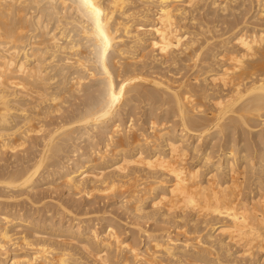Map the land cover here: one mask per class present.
Returning <instances> with one entry per match:
<instances>
[{
	"label": "bare ground",
	"instance_id": "6f19581e",
	"mask_svg": "<svg viewBox=\"0 0 264 264\" xmlns=\"http://www.w3.org/2000/svg\"><path fill=\"white\" fill-rule=\"evenodd\" d=\"M226 1L0 0V151L6 148L20 151L31 133H41L34 137L42 139L35 155H29V164L23 160L27 165H20L21 160L19 163L16 159L20 167L17 164L16 168L15 163L14 170L9 168L8 176L0 175V189H9V193L0 191V204L13 199V206H17L22 194L37 199L35 195L41 187L39 191L36 188L45 180L49 186H44L43 192L63 186L71 198L102 193L110 199L109 195L116 196L120 190L123 198L117 196L121 199L119 205L122 204L119 207L123 210L125 205L130 206L136 213L133 217L139 219L137 222L147 218L149 223V219L155 221L153 225L158 221L170 224L169 227L174 225L173 229L178 230L189 223L195 227L191 231L190 224V229L187 226L190 231L186 229L179 237L177 230L174 234L168 229L157 233L162 225H154L155 229L148 224L149 229L153 228L149 230L143 227L146 223L134 221L139 234L144 236L142 249L140 241L135 240L138 234L132 236L135 241L122 237L121 231L118 232L121 223L117 229L114 222L118 221L114 218L108 221L112 218L109 214L108 223L100 231L92 223L90 212L82 211L85 208L76 212L70 204L61 205L60 198L61 201L55 202L57 210L53 207L52 212V198L44 201L32 198V205L41 211L38 214L58 216L60 220L53 223L49 217V222L33 218L31 205L30 210L24 205L25 211V207L20 210L23 204L19 210L15 208L18 211L3 206L0 264H72V258L78 264L86 262L87 256L80 260L68 247L74 250L79 247V251L91 256L97 264H171L170 261L172 264H264V0L253 2L255 10L251 18L256 28L241 25L242 20H237L245 17V14L239 16L241 6L246 4L243 0H233L230 4ZM199 5L204 6H200L201 11L206 6V10L215 12L210 13L216 15L215 19L220 17L216 19L219 22L221 15L228 16L231 8L237 19L228 16L235 21L230 22V34L224 33L225 30L220 34L211 21L204 24L206 12L202 14L206 16L203 23L196 22L198 26L193 22L197 29L191 23L195 30L183 29L188 27V22L182 24L188 10H193L188 8ZM68 11L71 20L63 22L62 17L66 18ZM53 19L57 26L49 28ZM169 62L170 66L179 64V72L171 71L175 66L169 68L170 74L160 68L167 69L165 64ZM180 65L196 66V72L187 77L182 73L185 66L182 69ZM180 71L186 77L177 74ZM66 96H74L81 102L70 115L64 112L67 117L61 114L63 119L58 122L59 115H51L63 112L61 105ZM137 99L144 102L146 121L143 117V123L149 125L146 131L135 119L136 108L142 102H136ZM27 104L33 106L28 108ZM132 108L136 109L132 110L135 114L123 116L128 118L124 122L122 115ZM19 117H23L21 121L17 120ZM44 117L49 121L55 118L54 127H47ZM260 124L263 126L258 127ZM245 131L257 132V140H250L249 133L246 139L240 136L243 140L239 141L235 133L243 135ZM18 146L21 147L17 149ZM213 147H217V158L212 156L216 154L211 151ZM14 152L7 153L15 157ZM192 152L194 155L201 152L198 164H194L197 161L193 157L195 162L190 163L192 159L189 162ZM2 153V157L7 154ZM56 179L61 180L58 186L52 185ZM23 188L19 193L18 189ZM57 194L53 195L56 200ZM99 194L95 196L97 199L102 196ZM103 198L105 201L104 196L100 202L97 200L100 205L104 204ZM147 202L151 203V207L148 204L151 211L146 209ZM84 206L87 208L89 203ZM110 208H105L111 211L108 213L116 211ZM105 213L100 216L103 220ZM64 218L67 221L62 222ZM24 223L26 227L33 226L30 227L33 238L38 236L42 240L45 235L38 234H49L44 229H51L60 231L58 235L64 239L53 236L47 239V235L42 243L34 242L30 234L22 233V246L30 245L36 251L25 254L32 249L25 245L29 250L16 253L19 240L12 241V228L25 230L20 227ZM18 235L19 232L16 239ZM11 241L18 246L11 247L13 252L7 245ZM58 243L60 246H56ZM258 254L261 257L255 262Z\"/></svg>",
	"mask_w": 264,
	"mask_h": 264
},
{
	"label": "rangeland",
	"instance_id": "374dc122",
	"mask_svg": "<svg viewBox=\"0 0 264 264\" xmlns=\"http://www.w3.org/2000/svg\"><path fill=\"white\" fill-rule=\"evenodd\" d=\"M231 1H233V0H227L225 3L230 4ZM235 1H236V0H234L233 2H235ZM238 1H240V0H238ZM247 1H249V2L247 3ZM241 2H242V0H241ZM253 2H255V0H254V1H253V0H243V3H246V4H245V6H244V5L241 6V8H240L241 10H239L240 15H239V13H237V14H238L239 16H243V14H245V17H244V18H243V17H241L240 19H239V17H238V19L235 18L237 15H236V14L232 15L231 8H229L230 10L228 11V13H229L228 16L231 17V18L233 17L234 20H236V19L239 20V21L242 20V21H241V23H242L241 25H243V24H248V25H250L251 28L255 27L254 25H256V24H254V22H253V20H252L253 18H251L252 15H253L252 13H254V10H255L254 7H253V4H254ZM200 6L204 8V6H202V5H199V6H193V8H192V7H189V8H188V9L191 8V9H193V10H188V12H187L188 15H187L186 21H185V23H182V24H187V22H188L187 26H188V27L191 26V27H190L191 29L188 28V27L183 28V29H188L189 31H191V30H195L194 27H195L196 25L199 26L200 21H201V23H203L205 17L208 15V16L206 17V18L208 19V21H207V19H205L206 21H204V24H205L206 22L211 21V22H213V24H212V25H211V23H209V24H210L211 26H214L215 29H216V26H217V30L219 29V33H220V34H222L223 30H225L224 33L227 32V34H230V30H231V26H230L231 23H230V22H231V21H232V22H235L234 20L229 19L228 16L221 15V17H222L221 19H222V20H221V22H219L220 19H218L219 21H217L216 19H217V18H220V17L217 16V18L215 19L216 15L213 16L214 14H213V15L211 14V13H215V12L210 11V9H209V10H206V9H208L206 6H205L204 11H201V10H200ZM197 7H199V8L196 9V11H195V8H197ZM243 7H244V9H243ZM203 8H202V9H203ZM250 9H251V11H250ZM198 10H199L200 13L198 12ZM205 10H206V11H205ZM242 10H249V11H244V12H243ZM189 11H190V13H189ZM192 11H194V12H196V13H194V12H192ZM207 11H209V12H208L209 14L207 13ZM240 11H242V12H240ZM68 12H69V11H68ZM68 12H66V14H67ZM201 12H202V13H201ZM205 12H206V13H205ZM210 12H211V13H210ZM237 12H238V11H237ZM245 12H246V13H245ZM204 13H205L206 16H205V15H202V14H204ZM68 14H69V15H68ZM68 14H67V17L69 16L68 18H67V17H66V18H65V17H62V18L65 20V21H63V22H66V21H68V20H71V19H69V18H70V12H69ZM196 14L201 15L200 17L198 16V18H200V19L197 18V15H196ZM210 14H211V15H210ZM218 14H219V12H218ZM246 14H247V15H246ZM189 15L191 16V18L193 17V20H195V18H196L197 21H196V20L193 21L192 19H189V18H190ZM194 15H195V18H194ZM209 15H210V17L213 16L214 18L211 17V20H210V19H209V18H210ZM249 15H250V16H249ZM219 16H220V15H219ZM201 17H202V19H201ZM187 19H188V20H187ZM214 19H215L217 22H216ZM243 19H244V20H243ZM247 19H250L251 21L248 20V22H247ZM189 20H190V22H189ZM191 20H192V21H191ZM212 20H213V21H212ZM249 21H250L251 23H250ZM193 22H195V23L198 22L199 24L196 23V25H194ZM244 22H245V23H244ZM56 23H57L56 21H55V23H54V19H53L52 22L50 23L51 26H49V28L55 26ZM190 23L193 24L194 27H193L192 25H190ZM217 23H219L220 25L217 24ZM252 23H253V24H252ZM53 24H54V25H53ZM214 24H215V25H214ZM218 25L220 26V28H218ZM56 26H57V24H56ZM252 26H253V27H252ZM192 27H193V29H192ZM259 27H260V26H259ZM54 28H55V27H54ZM65 28H66V27H65ZM197 28H198V27L196 26V29H197ZM212 28H213V27H212ZM223 28H224V29H223ZM255 28H256V27H255ZM213 29H214V28H213ZM59 31H60V29H57V33H60ZM196 31H197V30H196ZM64 40H65V39H64ZM237 48H238V47H237ZM181 56H182V55H181ZM169 63H170V62H169ZM169 63H166V64H165L166 66H168L167 69H166V68H163L162 66H161L160 68H161L162 70L165 69V71L167 70V72H168L170 69H175V67H176L177 70H176V69H175V70H171L172 72H173V71H176V72H177L178 70L181 69V67H179V64H178V65H175V64H174V66H175V67H174L173 65L170 66L171 63H170V64H169ZM189 63H192V62H189ZM165 65H164V66H165ZM166 66H165V67H166ZM177 66H178L179 69L177 68ZM180 66H183V65H180ZM184 66H185V65H184ZM184 66L182 67V69L184 68ZM173 67H174V68H173ZM169 68H170V69H169ZM185 68H188V69H186L187 72L185 71ZM185 68H184V70H183L184 72L180 71V73H177V74H180V76L182 75L181 77H183V74H181V72H182V73H185V75H187V77H189L190 74L192 75L194 72H196V66L193 67V68L190 67V66H189V67H188V66H185ZM158 69H159V68H158ZM189 69H190L191 71H190ZM159 70H160V69H159ZM162 70H161V71H162ZM171 71H169V72L171 73ZM193 71H194V72H193ZM163 72H164V71H163ZM169 72H168V73H169ZM178 72H179V71H178ZM170 73H169V74H170ZM186 73H188V74H186ZM176 76H177V75H176ZM180 76H178V77H180ZM184 77H186V76H184ZM184 77H183V78H184ZM225 91H226V90H225ZM66 97H67V96H66ZM66 97H65V99H66L67 101L64 99V103L61 105V106H62L61 108L64 109V110L67 109L68 111H66V110L64 111V110H63V112H60V113L57 112V113H54V114L52 113V115H51V116L55 115V117H56V114L59 115V117H57V118H59V119H57L58 122H60V121L63 119V116H64V117H67V116L65 115L66 112H67V114L69 113L68 115H70V114L72 113V111H74V110L78 107V105L80 104V102H81V100H80V101H79L78 99L76 100V98H75L74 96H72V97H67V98H66ZM70 98H71V100H73V101H71ZM24 99H27V97H25ZM69 100H70V102H69ZM140 100H141V99H137L136 102L138 101V103H139ZM77 101H79V102L77 103ZM141 101H142V102H141ZM141 101H140L141 103L139 104V108L137 107V104H136V102H135V104H136L135 106L137 107V108H136L137 110L134 109L135 107L132 108V109H130L131 111L129 110L128 113H124V115H122V119H123L125 116L127 117L129 113H131V114L134 113L135 110H136L137 113H136V114L134 113L135 116H136L135 119L137 118L136 121L139 122L138 124H142V125H141V126H142V129L146 131V130H148L149 125L145 124V122L143 123V117H144V121H146V120H145L146 117H145V115H143V114L145 113V111L143 110L144 108H142V106L144 105V102H143V100H141ZM73 102H74V103H73ZM75 102L77 103L76 105H75ZM35 104H36V103H35ZM44 104H45V103H44ZM44 104L41 103V106H44ZM65 104H66V105H65ZM71 104H72V105H71ZM26 106H28V108H29V107H32L33 105L30 106V104H29V105L27 104ZM63 106L66 107V108H64ZM76 106H77V107H76ZM67 107H68V108H71L72 110H71V109H68ZM73 107H74V108H73ZM133 109H134V112L132 111ZM70 110H71V111H70ZM61 111H62V110H61ZM139 111H140V113H139ZM143 111H144V112H143ZM64 112H65V114H64ZM138 113H139V115H137ZM61 114H63V116H62ZM140 115H141V116H140ZM123 116H124V117H123ZM132 116H133V115H132ZM61 117H62V118H61ZM133 117H134V116H133ZM22 118H23V117H19V118H17V120H18V121H21ZM44 118H45V119H42V120H43L44 122L46 121V123L48 122V124H46L47 127H50V128H51V127H54V125H55V123H56V122H55V121H56L55 118H54L55 121H54L53 118H51V119H50L51 121H49L48 118H50V115H48V118H47V117H44ZM60 118H61V119H60ZM172 118H173V117H172ZM19 119H20V120H19ZM52 119H53V120H52ZM125 119L127 120L128 118H124V119H123L124 122L126 121ZM54 122H55V123H54ZM50 123H52V125H51ZM256 123H260V120H256ZM141 126H139V127H141ZM147 126H148V127H147ZM261 126H263V125L260 124L258 127H261ZM149 131H150V129H149ZM42 133H44V132H42ZM234 133H235V132H234ZM246 133H247V134H246ZM249 133H251V132H250V131H249V132H248V131H247V132L245 131V132L243 133V135L245 134L244 137H243V135H242L241 132H240V133L237 132V133H235V134H236L238 140H239V141H242L243 139H241V138H239V137L241 136L242 138H245L246 135H247V136L249 135ZM31 134H32V135H31L30 137H28V140H27L26 143H27V145H28V144H30V142H31V143L33 142L32 145H34V146L32 147V145H31L30 147H28V146L26 145L27 147L24 146V147H26V149H25L23 146H22V147H23L24 149H23L21 146L16 147L17 149L21 147V149H23V150L20 149V151H22V153H20L19 150L16 151L15 149H13L15 152H17V153L14 152L15 157L12 156L13 154L11 155V156H12V157H11V156L9 155L10 152L7 153L9 150H11L12 153H13V150H12L11 148H8V149H7V148H6V149H2L4 152H3V151H0L1 153L3 152V153H2L3 155H5V154L7 153L5 156H3V157H5V158H3L2 155L0 154V156H1L0 160L3 161V162H0V166H3V165H5V166H6V165H9V166H7L8 168L4 166L8 171L5 170V169H3L4 167H0V169L3 170V172L1 171V173H0L1 176H8V173H10V170H11V171L14 170L17 164H18L17 166L20 167V165H27V164H29L28 161L31 162V157H33V156L35 155V149L38 150V148H39V146H40V143H41V140H42V139H40V138H38V140H37V138L34 137V135H36V137L41 136V133H40V134H39V133H35L34 135H33V133H31ZM37 134H38V135H37ZM256 134L258 135L257 132H252L251 135H249L248 137L250 138V140H252V138H253V140L255 141V139L257 140V138H256L257 135H256ZM253 135H255V137H254ZM32 136H33V137H32ZM250 136H251V137H250ZM252 136H253V137H252ZM32 138H34V141H32V140H33ZM246 138H247V137H246ZM246 138H245V139H246ZM254 138H255V139H254ZM29 139H30V140H29ZM31 139H32V140H31ZM35 139H36V140H35ZM253 140H252V141H253ZM39 141H40V142H39ZM254 141H253V142H254ZM34 143H37V146H36V144H34ZM38 143H39V144H38ZM101 146H102V144H101ZM214 148H215L216 150H215ZM30 149H32V150L34 149V150H33L34 153L32 152V150H31V152H29ZM5 150H6V151L8 150V151L6 152ZM25 150H26V151H25ZM213 150L216 152V154H214L215 152L212 153ZM211 151H212L211 154H214V155H212V156H215V155H216L215 157L217 158V157H218L217 147H213V148L211 149ZM23 152H24V154L26 153L25 156H24ZM4 153H5V154H4ZM197 153H198V152H197ZM197 153L195 152L196 155H194L193 152L190 154L189 162H190V160L192 159V162H190V163L193 164V162L197 161V162H195L194 164H198V162H200L199 154H200L201 152H199L198 154H197ZM10 154H11V153H10ZM19 154H21V155H19ZM31 154H33V155L31 156ZM192 154H193L194 156H191ZM29 155H30L31 157H29ZM9 156H10V157H9ZM16 156H18V157L21 156V157L18 158V157H16ZM197 156H198V157H197ZM6 157H7V159L9 158V159H10L11 161H13V162H11L9 159H8L9 161L6 160ZM13 157H14V158H13ZM22 157H23V158L25 157V158L23 159ZM28 157H29L30 160H28ZM191 157H193V158L195 159V161H193L194 159L191 158ZM2 158L5 159V160H3ZM21 158H22V159H21ZM213 158H214V157H213ZM216 158H214V159H216ZM16 159H17V160H16ZM15 160L18 161L19 163H20V160H21L20 165H19V163L15 162ZM23 160H24V162H27V164H25L24 162H22ZM25 160H26V161H25ZM5 161H7L8 164H7V162H5ZM9 162H11V163H13V164L11 165V163L9 164ZM1 163H2V164H1ZM3 163H4V164H3ZM15 163H16V164H15ZM14 164H15V167L12 169V167L14 166ZM23 167H24V166H22V168H23ZM203 167H204V165H203ZM9 168H10V170H9ZM16 168H17V167H16ZM202 169H203V168H202ZM205 169H206V167H205ZM4 171H7V172H5V174L7 173L6 175H4ZM141 176H142V175H141ZM56 181H58V180H57V179H56L55 181L53 180V181H52V185H54V183H55V185L57 184V186H58V185L61 183V180H60V179H59L60 182L58 181L59 183L56 182ZM40 184H41L42 186H41ZM40 184H39L38 187L36 188V189H38V191H39V188H40V187H41L40 190L42 191L43 188H44V186H46V188H47V186H49V183H47V181H45V180H44L43 182H41ZM55 187H56V186H55ZM46 188H45L44 190H46ZM58 188H59V189H57V187H56V189L53 188V189L51 190V192H49V193H47V191H48L49 189H47V191H44V192L42 191V193H41V191H40V193L43 195V197H42V195L39 196V194H40L39 192H38V195H37L36 193H34V195L36 194L35 196L38 197L37 199H35V197H31V198H30L31 195L28 196V195H25V194L23 195V194H22V195L20 196L21 198H19V205H17L18 203L15 202V204H16L17 206H15V205L13 206V204H14L13 202H14L15 200H13V199H6L4 203L0 204V211H1V208H3V206H4V207H5V206H8V207L10 206L9 208H11V207L13 208V207H14V210H13V211H18L19 208L21 207V205L23 204V205H22V208H20V210H21V211H23V210L25 211L26 207H27V208L29 207L27 210H30V209L32 208V209L30 210V212H33V218H34V217H35V218H41L42 220H46V219H47L48 222H49V218H50V221L53 219L52 222H53V223H56L57 219H58V221L60 220L59 218H57L58 216H55V217L51 218L50 216H47V217H46L45 215L42 216V213H41V214H38V213H40L41 211H39L35 205H32L33 203H32L31 201H32V198H33L35 201L39 200L40 198H41V201H44V200H50V199L52 198L51 200H53L54 203L50 204V208H51L52 210H53L54 208L57 210V207L55 206V202L58 201V200L61 201V200L63 199V201H62L63 204H61V205H64V204H65L64 206H67V205L70 204V207H71V206L73 207V209H72V208H70V209H72V210H74V211L76 210V212L81 211V208H83V209L85 208V209L82 210V211L87 210L88 212H90V213H89V216H90V217H93V221H92V223L95 222V225L98 226V229H99L100 231H102V230L104 229V226H106V223H108V221H111V220H113V218H114V220H117V221H118V223H116V221L114 222V223L116 224V228H117V229L119 228V226H120L119 222H120V223H121L120 229H122V228L124 229V231H123V229H122V230L118 229L119 231L117 230L119 233H120V231H121L122 237L126 238L127 240L129 239L128 241H135V240H137V241H136L137 243H138V241H140V242H139V246H142V249L144 248V247H143V244H142V243L144 242V241H143V240H144V238H143L144 236H142L141 234H139L138 229H137V227H136L137 225H135V223L137 222L136 219H138V218H137V216H135V218L133 217L134 214L136 215V213H134V210H133V209L131 210V208H129L130 206H129V207H126V205H125V206L123 205L124 207H126V208L123 207V210H127V211H125V212L128 214V215H127V214H126L125 212H123V210L119 207V206H122V204H121V205H119V204L121 203V199L123 198V196L120 194V193H122L120 190H118V191L116 192V196L113 195V194H111V195L108 196V197H110L111 200H110V199H107V196H106V195H104V194L102 195V193H100V194L97 193V194H99V195H102V196L106 197L105 201H104V198H103V202H104V204L101 203V205L103 204L104 206L102 205V206H103V207H102V206L99 204L100 200L102 199V196H101V197L99 196L100 198L98 197L100 200L97 199V197H95V196H98V195H97L95 192H94V193H95V196H94V197H88V196L81 195V194H78V195L75 196V197L72 195L73 198H76V200H75V199H73V198L70 197L71 194H70V196H68L69 193H68V195H67V192H68V191H67V189H66L65 187H64L65 189H62L63 186H62V187H59V186H58ZM1 189H2V188H1ZM1 189H0V191H1L2 193H4V192H6L7 190H9V189H7V190L5 191V189H2V190H1ZM20 190H21V192H22V191L25 190V188H23V189H18L19 193H20ZM26 190H27V189H26ZM55 190H57L58 192L61 191V190H62V191L64 190L63 192H60V193H62L63 195L65 194V199L63 198V195H62V194H59V193L57 194V191H55ZM3 191H4V192H3ZM18 191L16 190L15 192H18ZM53 191H55V192H53ZM7 192L9 193V191H7ZM52 192L55 193V194H52ZM94 193H93V195H94ZM117 193H118L119 195H117ZM26 194H27V193H26ZM56 194L58 195V196H57V198H58L57 200H56V197L54 198V196H53V195L56 196ZM45 195H46V196H49V197H45V198H48V199H45V198H44ZM60 195H61V196H60ZM93 195H92V196H93ZM120 195H121V196H120ZM124 195H125V194H124ZM32 196H33V194H32ZM66 196H67V197H66ZM114 196H115V199H114ZM117 196H120L121 199H120V197H117ZM78 197H79V198H78ZM81 197H83V198H81ZM116 197H117V198H116ZM22 198H23V199H22ZM42 198H44V199L42 200ZM60 198H62V199H60ZM66 198H67V199H66ZM80 198H81V200H80ZM85 198H86V199H85ZM112 198H113V200H112ZM21 199H22L23 201H22ZM24 199H25L26 201H28V202H27L28 204L26 203V201H24ZM69 199H70V200L72 199V201H70ZM119 199H120V200H119ZM20 200H21V201H20ZM34 200H33V201H34ZM68 200H69V203H68ZM73 200H75V201H78V200H79L81 203L78 201V204H77V206H76V205H74V204H76L77 202L74 203L75 201H73ZM87 200H88V201H87ZM97 200H98L99 202H98ZM39 201H40V200H39ZM53 201H51V202H53ZM66 201H67V202H66ZM82 201H83V203H82ZM85 201H87V202L89 203V206H87V208L89 207L91 210H90V209H87L86 206H84V205H87V204H88V203H86ZM106 201H107V202H106ZM20 202H21V203H20ZM62 202H61V203H62ZM84 202H85L86 204H85ZM97 202H98V203H97ZM101 202H102V201H101ZM117 202H118V203H117ZM8 203H10V204H8ZM25 203H26L27 205H26ZM72 203H73V204H72ZM107 203H108V204H107ZM110 203H111V204H110ZM114 203H115V204H114ZM3 204H5V205H3ZM79 204H80V206H78ZM83 204H84V205H83ZM148 204H149V206L151 207V205H150L151 203H150V202H147L146 205H145V206H146V209H148L147 211H149V210L151 211V208L148 206ZM24 205H25L26 207H25ZM29 205H31L32 207L29 206ZM97 205H98L99 208L97 207ZM109 205H110V206H109ZM128 205H129V204H128ZM33 206H34V207H33ZM75 206H76V207H75ZM108 206H109V207H108ZM111 206H113L114 209H113ZM116 206L119 208V209H118L119 211H118L117 209H115V208H117ZM8 207H7V208H8ZM18 207H19V208H18ZM24 207H25V208H24ZM30 207H31V208H30ZM53 207H54V208H53ZM78 207H80V208H78ZM110 207H111L112 209H111ZM147 207H148V208H147ZM15 208H17L18 210H17V209L15 210ZM23 208H24V209H23ZM34 208H36V210H35ZM74 208H75V209H74ZM76 208H78V210H77ZM105 208H107V209L110 208L112 211L116 210V211H118V212H117V214H116V211H114L115 214H114V212H113V213H108V212H111V211H110V210L107 211ZM22 209H23V210H22ZM98 209H99V210L101 209V210L99 211ZM120 209H121V211H122L121 214H119V213H120ZM33 210H35L36 212L33 211ZM56 210H55V211H56ZM129 210H130L131 212H130ZM152 210H153V209H152ZM98 211H99V212H98ZM101 211H102V212H101ZM105 211H106V213H107V214L105 213L107 216L105 215V216H106V217H105L106 220H105V219L103 220V219L100 218V216H104V212H105ZM132 211H133V212H132ZM34 212H35V213H34ZM52 212H54V210H53ZM124 213H125V214H124ZM132 213H133V214H132ZM96 214H97V215H96ZM108 214H109V216L112 217V218H110V217L108 216ZM131 214H132V217H130ZM38 215H39V216H38ZM40 215H41V216H40ZM126 215H127L128 218L125 217ZM42 217H43V218H42ZM48 217H49V218H48ZM98 217H99L101 220H100ZM124 217H125V219H127V220H124ZM129 217H130V218H129ZM158 217H160V216H158ZM97 218H98V219H97ZM109 218H110V220H108ZM132 218H133L132 221H133V222L136 221V222H134V223L132 222V223H131L130 221H131ZM65 219H66V218L62 219V222L67 221V220H65ZM121 219H123V221H122ZM134 219H135V220H134ZM145 219H146V221H145ZM145 219L143 220V218H141L140 221H138L137 223H140L141 225H145V224H143V222H144V223H146V225L143 226V227L149 229V227H150V225L152 224V222L154 223L155 221H153L152 219H149V220H150V223H149L148 220H147V218H145ZM99 220H100L101 222H100ZM107 220H108V221H107ZM129 220H130V221H129ZM138 220H139V219H138ZM209 220H210V219H209ZM211 220H213V219L211 218ZM215 220H217V219H215ZM215 220H214V221H215ZM58 221H57V222H58ZM121 221H122V222H121ZM214 221H211V222H214ZM52 222H50V223H52ZM96 222H97V223H96ZM98 222H99V223H98ZM103 222H104L105 225H103ZM127 222H128V223H127ZM141 222H142V223H141ZM157 222H158V221H157ZM157 222H156L154 225H156V226H160V227H161V225H162V227H161L162 230H161V229L158 230V228L152 224V225H153V228H155V227L157 228V231H155V232H157V233H165V232H167L168 230H169V231L172 230L171 232H173L172 234H174V233H176V231L174 232V230H177L176 235L179 236V234H180L181 232H183V233H181V235L185 233V231H186V229H187V226H188L189 229H190V227H191V229H190L191 231H193V230L195 229V227H194V229H193L192 226H194V225L191 224V223H189V225H187V226H185V227H180V228H179L180 230H178V229L175 228V227H174L175 229H173V226H174V225L169 227L170 224L167 226V224H165V223H163V222H158V223H157ZM100 223H102V224H100ZM159 223H160V225H159ZM161 223H162V224H161ZM132 224H133V225H132ZM148 224H150V225H148ZM190 224H191V226H190ZM101 225H102V227H101ZM124 225H125V226H124ZM134 225H135V227H134ZM152 225H151V226H152ZM201 225L203 226L202 223H201V224L199 223V226H200V227H201ZM26 226H27V225H25V223H24V226L21 225L20 227H22V228L25 229V230H22L21 228H19L21 231H18L19 229L15 230V231H18V232H19L18 239H16V238H17V234H18V232H17V234L15 235V233H16V232L14 231L15 228H14V229L12 228V231L14 232V233L12 232V233H13V234H12V235H13V236H12V238H13L12 241L15 242V241L19 240V242L17 241V244H18L19 247L17 246V244H15V245L18 247L17 250L15 249L16 251L14 250V252H16V253H24V251H25L27 248L30 247V245H27V244H24V246H25V245L28 246L27 248H25L24 246H22V245H23V242H22L23 239H22V237L24 236V234H25V235H26V234H27V235L30 234V238H31V237H32L31 235H32V233H33V232H32L33 226H29V227H26ZM123 226H124V227H123ZM130 226H131V229H132V228H133V229L136 228V229L131 230V229L129 228V230H130L131 232H128L129 230L126 231V228H128V227H130ZM165 226H166V229L163 230V228H165ZM189 226H190V227H189ZM24 227H25V228H24ZM30 227H31L32 229H31ZM49 227H50V226H49ZM100 227H101V228H100ZM160 227H159V228H160ZM168 227H169V228H168ZM203 227H204V226H203ZM28 228L31 229V231L29 230V232H28ZM153 228L151 227L149 230H153ZM156 228H155V229H156ZM181 228H183V231H181ZM26 229H27V230H26ZM155 229H154V230H155ZM167 229H168V230H167ZM189 229H187V232H188ZM136 230H137V231H136ZM190 230H189V231H190ZM44 231L50 232V233H49L50 235H49L48 233L38 234V235H39V236L41 235V237H42V235H45V237L43 236L44 238H46V236L48 235L47 239H48L50 236H53V238H54V237H55V238H56V237H59L60 239L57 238L58 240H62V239H64L63 236L60 237V236L58 235V234L60 233V231H58L57 233H56V230H51V229H47V230L44 229ZM132 231H135V232H132ZM179 231H180V232H179ZM27 232H28V233H27ZM124 232H125V234H124ZM22 233H23V236H21ZM190 233H191V232H189L188 234H189V235H194L193 232H192V234H190ZM121 234H120V235H121ZM135 234H138V235L136 236ZM19 236H20V237H19ZM125 236H126V237H125ZM132 236H133V238H135V236H136L137 239L135 238V240H134V239L132 238ZM182 236H183V235H182ZM182 236H179V237H182ZM37 237H38V236H36V237H34V238L32 237L31 240L33 239L32 241H34V242L41 241V243H42V241L44 240L43 237L41 238L42 240H40V237H38L39 239L37 240ZM19 238H20L21 240H20ZM35 238H36V240H35ZM51 239H52V238H51ZM131 239H132V240H131ZM138 239H139V240H138ZM142 239H143V240H142ZM53 240L55 241V239H53ZM53 240H48V242H49V241H53ZM12 241H11V242H12ZM20 241H21V244H20ZM54 241H53V242H54ZM11 242H8V243H10L11 245H10V244H7V245L9 246L8 249H10L11 247L14 249L13 246H15V245L13 244V242H12V243H11ZM56 242H57V241H56ZM15 243H16V242H15ZM58 244H59V243H58ZM58 244H57L56 246H60V244H59V245H58ZM20 245H21L22 247H24V249H23ZM62 245H63V243H62ZM65 246H66V245H65ZM33 247H35V245H34ZM72 247H75V246H72ZM12 248H11V249H12ZM19 248H21V250H20ZM30 248H32V247H30ZM30 248H29V249H30ZM13 249L10 250V252H11V251L13 252ZM29 249H27V250H29ZM33 249H34V250H33ZM68 249H69V251H71V253H75V252H76V255L74 254V257H75V256H78V258H80V260H82L81 258H83L84 256H87V257L84 258V259H86V260H85L86 262L82 261V262H84V264H86V263H87V264H92V263L94 262V259H93L91 256L85 255V254H86L85 252L79 251V250H80L79 247H78V248L75 247V250H78V253H77V251L74 250V248H70V247H68ZM71 249H73V250H71ZM22 251H23V252H22ZM30 251H31V252H30ZM30 251H29V252L25 251V254H28V253H29V254H32V253H33L32 251H36V248H32ZM73 251H74V252H73ZM26 252H27V253H26ZM81 252H82V255H81V257H80ZM79 253H80V254H79ZM77 254H79V255H77ZM83 254H84V255H83ZM258 255H259V256H258ZM258 255H255V257H254V258H255V259H254L255 262H257V261L260 259V257H261V256H260L261 254H258ZM257 256H258V258H257ZM88 257H89V258H88ZM90 257H91V259H90ZM92 259H93V262H91ZM70 260L73 261V262L70 261V263H72V264H74V263H75V264L80 263V262H78V261H75V259H73V258L70 259ZM87 260H88L90 263L87 262ZM247 260H248V258H247L244 262H245V263L248 262ZM254 260H253V261H254ZM76 262H77V263H76ZM82 262H81V263H82ZM95 262H96V261H95ZM95 262H94V263H95ZM170 263L172 264L171 261H170ZM173 263H174V261H173ZM242 263H243V262H242ZM82 264H83V263H82ZM95 264H97V262H96ZM194 264H196V263H194ZM197 264H198V263H197Z\"/></svg>",
	"mask_w": 264,
	"mask_h": 264
}]
</instances>
